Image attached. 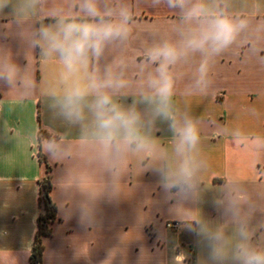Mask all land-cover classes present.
I'll list each match as a JSON object with an SVG mask.
<instances>
[{"label": "clouds", "instance_id": "9594fccd", "mask_svg": "<svg viewBox=\"0 0 264 264\" xmlns=\"http://www.w3.org/2000/svg\"><path fill=\"white\" fill-rule=\"evenodd\" d=\"M141 5L170 11L174 22L141 28ZM235 7L236 0H0V18L15 25L19 46L28 54L37 50L42 65L59 69L56 83L42 85L27 61L18 63L0 45V89L24 99L39 92L53 118L76 130L63 141L36 137L42 151L58 162L79 155L106 175L110 197L120 194L121 179L136 160L147 161L167 201L199 205L207 192L203 129L179 97L208 94L216 61L229 51L245 48L264 64V0H251L240 13ZM134 44L138 55L130 54ZM186 70L191 77L178 88ZM159 125L170 133L167 145L156 134ZM228 134L234 144L252 142L264 150L262 134L239 128ZM211 203L220 220L188 208L181 222L203 252L197 264H264V237L253 223L257 213L264 217V199L226 178ZM78 211L85 224L96 220L95 193Z\"/></svg>", "mask_w": 264, "mask_h": 264}, {"label": "crops", "instance_id": "0c3cea01", "mask_svg": "<svg viewBox=\"0 0 264 264\" xmlns=\"http://www.w3.org/2000/svg\"><path fill=\"white\" fill-rule=\"evenodd\" d=\"M250 5L251 0H236L235 10L244 12ZM136 15L141 28L174 22L173 14L163 8L141 5ZM19 43L15 25L0 18V45L10 48L18 63L27 61L42 85L56 83L58 67L42 65L37 50L28 54ZM130 54H139L137 45ZM190 77L191 71L186 70L178 88ZM212 80L208 94L179 97L181 105L201 120L200 153L208 164L203 176L207 192L199 205L185 207L164 198L158 176L147 161L142 165L131 161L121 179L120 194L110 197L106 175L87 166L79 155L58 162L42 151L36 137L63 141L76 135V130L53 118L39 92L24 99L0 89V136L4 137L0 141V264H30L37 218L43 212L40 181L46 176L55 217L48 223L49 234L41 240V264H171L174 255L176 264H197L203 252L195 235L181 224L188 208L193 214L220 220L211 201L226 178L243 183L255 198L264 199V150H256L252 142L234 144L228 134L239 128L253 136L264 135V64L238 48L217 59ZM159 128L156 134L167 145L170 133L166 125ZM92 193L96 220L85 224L78 206ZM262 218L257 213L253 221L259 237H264V223H258ZM166 222L179 226L167 228Z\"/></svg>", "mask_w": 264, "mask_h": 264}, {"label": "trees", "instance_id": "16d2710c", "mask_svg": "<svg viewBox=\"0 0 264 264\" xmlns=\"http://www.w3.org/2000/svg\"><path fill=\"white\" fill-rule=\"evenodd\" d=\"M40 161L43 157L39 154ZM49 171V167L47 168ZM51 185L49 177L46 176L40 181L39 204L43 212L37 218V231L32 244L29 261L30 264H41V255L43 250L42 237L49 234L48 223L55 217V206L49 197Z\"/></svg>", "mask_w": 264, "mask_h": 264}, {"label": "built area", "instance_id": "2783aa9c", "mask_svg": "<svg viewBox=\"0 0 264 264\" xmlns=\"http://www.w3.org/2000/svg\"><path fill=\"white\" fill-rule=\"evenodd\" d=\"M165 225H166L167 228H171V229H172V228H173V229H177L178 226H179V224H178L177 222H166ZM180 260H181V261H185L184 258H183L182 256H181Z\"/></svg>", "mask_w": 264, "mask_h": 264}]
</instances>
